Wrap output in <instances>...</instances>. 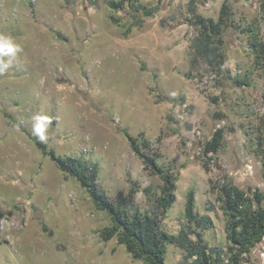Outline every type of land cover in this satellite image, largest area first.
<instances>
[{"label": "rangeland", "instance_id": "1", "mask_svg": "<svg viewBox=\"0 0 264 264\" xmlns=\"http://www.w3.org/2000/svg\"><path fill=\"white\" fill-rule=\"evenodd\" d=\"M111 1L0 0V33L22 46L0 75V264H142L117 237L102 239L110 216L37 146L36 114L52 120L48 149L97 163L98 183L111 197L137 188L136 204L169 233L184 227L194 189L196 212L213 219L202 230L205 241L226 249L217 186L232 181L264 191V69L243 32L252 22L264 42L261 0H197L195 13L189 0H136L139 11ZM224 3L231 17L220 67L197 58L193 41L196 19L217 21ZM218 128L223 144L205 154ZM124 129L144 133L150 145L143 151L178 177L176 202L164 216L162 179L145 169ZM184 254L169 243L166 264H180ZM243 264H264V240Z\"/></svg>", "mask_w": 264, "mask_h": 264}, {"label": "trees", "instance_id": "2", "mask_svg": "<svg viewBox=\"0 0 264 264\" xmlns=\"http://www.w3.org/2000/svg\"><path fill=\"white\" fill-rule=\"evenodd\" d=\"M126 1L136 11L144 8L136 0H112L110 4L113 8L120 9ZM196 8L197 0H189L190 11L195 13ZM260 9L264 16V0H261ZM144 12L145 16H152L153 9H146ZM230 17V7L224 3L217 21L205 17L196 19V25L201 28L200 34L193 41L197 58H204L209 64H217L220 67L225 64L223 30L228 25ZM112 20L119 23L116 17H112ZM256 28L257 25L251 22L243 32L248 34L255 65L264 69V42ZM130 30L126 31V36ZM123 132L145 169L162 179V195L158 199V206L164 216L176 202L178 177L161 165L156 155L143 151V146L150 145V141L143 137L144 133H141L138 138L126 129ZM32 139L44 154L51 156L67 176L75 178L87 190L98 210L110 216L111 224L100 231L102 239L109 241L117 237L118 242L126 246L132 257L141 260L142 264H166L169 243L185 250L180 264H243L246 255L264 240V191L260 188L249 187L248 190H244L232 181L219 183L217 188L222 209L227 218L228 245L226 249L209 246L202 230L211 228L213 219L208 214L201 215L196 212L194 189L187 192L184 227L178 233H169L161 228L160 219L156 213L143 211L136 204L137 188L132 186L127 194L119 193L116 197H111L98 183L99 165L97 163L71 155L58 156L33 135ZM223 140L224 129H216L212 137L206 141L204 153L217 154ZM146 191L149 192L150 189L147 188Z\"/></svg>", "mask_w": 264, "mask_h": 264}, {"label": "clouds", "instance_id": "3", "mask_svg": "<svg viewBox=\"0 0 264 264\" xmlns=\"http://www.w3.org/2000/svg\"><path fill=\"white\" fill-rule=\"evenodd\" d=\"M20 52H22V46L14 37L0 33V75L5 74L10 69ZM51 124V118L46 115L36 114L32 116V135L41 143H47Z\"/></svg>", "mask_w": 264, "mask_h": 264}]
</instances>
